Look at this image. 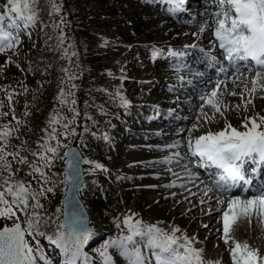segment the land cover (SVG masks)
Segmentation results:
<instances>
[{
  "label": "rangeland",
  "instance_id": "obj_1",
  "mask_svg": "<svg viewBox=\"0 0 264 264\" xmlns=\"http://www.w3.org/2000/svg\"><path fill=\"white\" fill-rule=\"evenodd\" d=\"M40 1L33 7H37ZM49 1L55 3L59 11H66L76 19H79L77 7L85 8L84 12L79 11L80 15L84 17L85 27L95 36L83 37L77 33L70 40V48L76 53L79 75L69 79L71 85L68 88L59 78V62L65 50L63 37L58 34L57 24L51 18H45L41 23L40 32L36 31L40 24L37 13L34 24L25 28L21 22L19 29H10L13 35L18 36L16 46L0 52V102L7 99L13 79L21 82L16 86L20 89L18 93H9L13 98L7 106L0 107V129L7 125L13 130L6 151L19 153L15 159L7 157L12 172L0 170V184L11 175L12 183L23 182L36 190L42 187L53 189L41 196L47 197L45 201L39 197L42 208L29 207V216L33 211L39 215L37 231L26 237L29 243L34 248L38 246L50 264H65L64 249L53 241L65 233L69 247L73 243L71 233L60 227L63 224L62 198L66 191L62 157L71 144L77 143L84 161H91L83 163L84 183L79 196L89 213L92 227L81 248L87 259L82 256L77 264H104L101 252L105 246L129 234L123 223L127 216H133L134 221H142L146 226H158L165 232L179 228L181 232L177 235L186 234L192 238L195 248L203 249L204 262H228L229 245L223 242L222 234L212 237L213 227L205 231L204 218L193 211L198 206L179 197L182 177L189 181L192 176L185 167L187 160L184 164L175 162L177 158H183V161L189 158L187 146L184 149L179 145L181 138L187 144L189 132L195 138L208 131H219L227 122L243 131L245 117L264 116V92L249 95L242 83L245 79L250 81L254 74L245 72L236 83L232 81L235 77L219 84L215 79L207 82L215 84L211 89L220 85L218 97L223 101L222 117L207 104L206 99H202L207 95L203 89L205 84L191 81L208 75L209 67L201 68L203 63H200L201 71L197 75L192 70L182 72L183 68L194 65L202 57L200 51L207 48L206 45H210L209 58L217 56L213 51L214 19L209 17V11L215 10V4L212 0H183L178 10L177 5L163 6L160 0H131L126 6L121 1L120 6H113L110 15L115 18L112 22L104 23L98 20V0ZM109 2L112 4V0ZM5 4L6 0H0V13L5 11ZM93 13L96 17H92ZM200 14L208 16L196 22ZM202 27L205 28V39L195 45L197 40L193 38ZM88 57L94 61V70L98 71L94 79L89 74L91 59ZM196 84L200 87H194ZM248 86L251 87L250 82ZM62 90L71 93L65 96L66 103L60 102ZM233 91L243 92L244 97H230L227 92ZM14 100H18V104L13 103ZM246 100L252 101L247 109L243 106ZM236 105L240 108L237 109ZM62 109H66L68 114L65 115L69 117L78 115L81 122L78 128H68L74 131V135L69 132L65 136L63 133L67 130L60 127L62 147L57 156L47 154L52 157L51 166L44 171L50 180L44 184L38 174L29 175L32 172L30 165L43 166L39 156L33 155L43 151L42 144L56 145V140L48 137L52 127L58 123L52 125L50 122L53 116H60ZM157 111H160L159 118ZM119 112L123 114V120L118 118ZM182 117L190 120L189 123L173 127ZM194 125L197 130L193 129ZM168 135L178 137L166 138ZM0 147H4L3 142H0ZM20 157H25L28 163H20ZM97 164L102 168H97ZM189 166L193 167L190 163ZM96 201H101V204L97 205ZM33 203L35 201H30V205ZM18 215L22 225L26 226L25 214ZM213 216L222 227V211L213 213ZM12 223L11 220L0 219V228ZM245 224L248 231L233 228L231 235L238 241H247L264 255V224L261 223L260 228L249 222ZM106 251L114 264H127L115 246L108 247ZM37 264H45V260L38 259Z\"/></svg>",
  "mask_w": 264,
  "mask_h": 264
},
{
  "label": "snow or ice",
  "instance_id": "obj_2",
  "mask_svg": "<svg viewBox=\"0 0 264 264\" xmlns=\"http://www.w3.org/2000/svg\"><path fill=\"white\" fill-rule=\"evenodd\" d=\"M37 2L38 0H6L5 11L0 13V52L11 50L16 46L18 36L13 35L10 29H19L21 22L25 28L35 23L37 16L33 5ZM164 2L181 4L183 0H164ZM212 2L215 4V10L211 12V16L214 19V36L218 41L219 49L223 50L225 58L233 65L240 61H251L255 65L254 75L250 81L247 79L242 81L244 89L249 95L258 91L264 92V0H212ZM6 20L8 21L7 25L5 24ZM204 30L205 28L202 27L201 31ZM153 54L156 55L155 52ZM72 55H76V53H72ZM237 73L233 83L243 76V73L239 72V67H237ZM69 79H73V77L69 76ZM219 88L220 85H217L209 90V93L202 99H206L207 104L223 117L224 112L221 110L223 101L218 97ZM229 94L244 97L243 92L238 94L233 91ZM66 95H71V93H65L62 90L61 103L67 102ZM8 99L11 101V95L8 96ZM251 102V100H246L244 108L247 109ZM0 107H3V102H0ZM236 108L239 109L240 105H236ZM2 114L7 115L8 113ZM55 123H59L57 116H53L50 122L52 125ZM64 128L67 130L63 133L65 136L69 132L75 134L74 131L68 129L67 124L64 125ZM242 128L243 131L227 122L221 130L208 131L195 138L189 132L187 148L192 156L200 158L201 166H207L210 163L225 171L226 176H222L220 181H217L218 187L224 191H228V189L223 187V181L245 180L244 163L246 160L264 164V116L245 117ZM193 129L197 130V126L194 125ZM12 131L7 125L0 129V142L4 144V147H0V170H7L9 173L12 172V167L7 157L12 156L15 159L19 156V153L6 151L8 138ZM48 139L56 140V145L42 144L43 151L33 153L34 156H39L43 166L38 167L36 164H32L30 165L32 172L29 173V175L38 174L39 180H42L44 184L50 180L44 171V168L51 166L52 157L47 154L51 153L53 156H57L62 147L57 138L55 127H52ZM65 157L67 170L64 173L63 183L68 186V191L71 193V199L67 202L71 206L75 200V194L81 188L80 164L81 162L91 163V161H82L80 154L71 150L66 152L62 159ZM19 162L28 163L25 157H20ZM96 167L102 168V165L97 164ZM252 171L255 173L259 170L253 168ZM52 190V188L45 189L43 187L36 190L23 182L12 183L11 175L0 184V219L13 221L11 226L5 224L0 228V264H37L38 259L45 260V264H50L40 252L39 247L34 248L26 237L37 231L39 223L38 213L33 211L30 216L28 215L29 207L42 208L43 205L40 203L39 197ZM207 191L211 192L212 189L209 188ZM30 201H35V203L30 205ZM201 203H205V201L201 200ZM218 204L223 209L222 239L226 245H229L228 251L232 264H264V255L260 254L259 249L251 247L247 241H238L231 235L233 226L241 218L250 222L255 216L264 224V193L243 199L235 196L228 199L227 202L218 200ZM18 213H23L27 217L24 222L26 226L20 222ZM123 223L129 234L110 241L105 246V250L101 252L104 264H114L106 251L110 246L119 249L127 264H204L202 250L195 248L192 238L186 234L177 235L181 232L179 228L165 232L158 226H146L142 221H134L133 216H127ZM80 224V217L74 212H69L67 219L60 227L67 226L71 229L72 246L69 247L65 233H61L59 238L53 241L64 249L65 264H77V260L84 256L81 248L88 240L90 233L83 230ZM38 234L43 235V233ZM84 259L86 260L87 257L84 256Z\"/></svg>",
  "mask_w": 264,
  "mask_h": 264
},
{
  "label": "bare ground",
  "instance_id": "obj_3",
  "mask_svg": "<svg viewBox=\"0 0 264 264\" xmlns=\"http://www.w3.org/2000/svg\"><path fill=\"white\" fill-rule=\"evenodd\" d=\"M214 11L213 10H210V15L209 17H211V12ZM205 16H208L206 14L204 15H199L198 18L196 19V22L197 21H201L202 19L205 18ZM211 22V20H210ZM183 28V27H182ZM200 29V28H199ZM184 30V29H183ZM176 33V32H175ZM202 33V34H201ZM181 35V34H180ZM205 31L204 32H201L200 30L197 31V37L196 38H193L194 40H197L195 45L197 44H200V42H202L205 38ZM213 39H214V36H213ZM217 43L218 41L215 40ZM212 48V47H211ZM219 50V53L220 54H224L223 53V50L221 49H218ZM200 63H203V64H208V65H211L212 67H215L219 62L218 61H215L214 60H209L207 57H202L201 59H199L194 65L190 66V67H187L186 69H183L182 72L185 73V71H189V70H192L195 74L197 73V68L200 70V67H198V65ZM196 71V72H195ZM244 76V75H243ZM252 76V75H251ZM230 77V76H229ZM190 78V77H189ZM212 79V75H206L204 78L202 79H198V81H201V83H204L205 84V88H203L205 90V93L207 92L208 94V91L209 89H211V87L215 84L211 83L212 85H209L207 84V82L209 80ZM229 78H226L224 79L222 82H224L225 80H227ZM234 79V78H233ZM249 79V78H248ZM197 80V79H196ZM195 80V81H196ZM233 81V80H232ZM220 82V83H222ZM186 83V82H185ZM195 83V82H193ZM199 83V82H198ZM230 83V82H229ZM236 83V82H235ZM238 83V82H237ZM219 84V83H218ZM224 84V83H223ZM226 85V84H225ZM228 85V83H227ZM217 86V85H216ZM215 86V87H216ZM222 86V85H221ZM224 86V85H223ZM222 86V87H223ZM231 86V85H230ZM194 87H200L199 85L196 84V86ZM214 87V86H213ZM237 87V86H236ZM241 87V86H240ZM226 88V87H225ZM231 89H232V86H231ZM237 89V88H236ZM200 90V89H199ZM202 90V88H201ZM221 90V89H220ZM225 91V90H224ZM230 91V90H228ZM235 92V91H234ZM220 93V92H219ZM218 93V95H219ZM228 95L230 96V92H227ZM226 93V94H227ZM225 94V95H226ZM232 96V95H231ZM230 96V97H231ZM228 97V96H227ZM224 99V98H223ZM232 99V98H231ZM228 101V100H227ZM188 102V101H187ZM231 102V101H230ZM185 104V103H184ZM200 104V103H199ZM199 106V105H198ZM184 108V106H183ZM187 111V109H186ZM233 118V117H232ZM190 120H185L183 117L177 121L176 123H174L172 126H180L182 124H187L189 123ZM213 122V121H212ZM226 122V121H225ZM220 124V123H219ZM233 125V124H232ZM234 126V125H233ZM192 128V127H191ZM190 128V129H191ZM189 128H187L188 130ZM185 132V131H184ZM193 132V131H192ZM176 135V134H175ZM179 135V134H177ZM180 136V135H179ZM166 138H172L174 139L175 137L177 138L178 136H171V135H168V136H165ZM181 138V137H180ZM182 140H180L181 142L179 143V145H181L183 148L185 146H187L185 140L183 138H181ZM173 144V143H172ZM185 149V148H184ZM190 154V153H189ZM191 155V154H190ZM192 158V156H190V158H188V162L190 161V159ZM183 159V158H182ZM180 158H177V160L175 161L177 164L181 163V164H184V162H186V160H182ZM164 165V164H163ZM175 167V166H174ZM185 167L187 168L188 170V173L189 175L192 176V179L189 180V181H186V180H183V177H182V182H181V186H180V190H179V197L182 198V200L184 202H190L192 204H196V206H198V208L196 210L193 209V211L198 214L199 216L202 217L205 225H207V227H205V231L208 230L210 227L212 229V237L214 236L215 238L218 237L219 234H222V227L219 225V223H217L216 221H214V216H213V213H217V212H221L223 209L221 208V206L218 204V200H224L225 202H227L228 199L232 198V197H235L237 196V192H239V197H242L243 198H246L245 195L241 194L240 191H239V186L235 185L231 188L228 189V191H224L223 189H221L220 187L217 186V183L216 184H211V180H209V178L206 180L205 179H202L200 177L199 174L195 173L193 168L191 166H189V163H187L185 165ZM177 169V168H176ZM181 170V169H180ZM205 173L209 176H212V177H216L211 170H208V169H204ZM203 173V174H205ZM181 174V173H180ZM202 174V173H200ZM203 177V176H202ZM212 179V178H210ZM211 188L212 191L211 192H208L207 190ZM253 191H256L258 192L257 195H260L261 193H264V188H259L257 190H253ZM207 192V195H205V193ZM250 193V192H248ZM164 196V195H163ZM201 200H204L205 203H201ZM181 203V202H180ZM184 204V203H183ZM181 205V204H180ZM185 206V205H184ZM191 208V207H190ZM210 213V214H209ZM192 215V214H191ZM91 216V215H90ZM216 218V217H215ZM199 220V219H198ZM222 220V219H220ZM202 222V221H201ZM221 222V221H220ZM249 222V220L247 219H244V218H241L240 220H238V222L233 226V228L235 229H239V230H245V231H248L246 229L247 225L245 223ZM251 223L253 226H256L257 228H260L261 226V221L259 219H257L255 216H253V218L251 219V221L249 222ZM213 225V226H212ZM201 226V225H200ZM249 227V226H248ZM264 230V229H263ZM205 233V232H204ZM232 234V233H231ZM199 235V234H198ZM203 235V234H202ZM210 235V234H209ZM201 236V235H200ZM263 239V238H262ZM211 241V240H210ZM256 243V242H255ZM210 247V246H209ZM222 247V246H221ZM229 249V248H228ZM203 250V249H202ZM210 253V252H209ZM217 254V253H216ZM221 256V255H220ZM227 256H228V262H226L225 264H232V261H231V257H230V252L228 251L227 253ZM216 258V257H215ZM211 261V260H210ZM216 263V261H214ZM219 262V261H218ZM213 263V264H215ZM204 264H208L206 262H204Z\"/></svg>",
  "mask_w": 264,
  "mask_h": 264
},
{
  "label": "trees",
  "instance_id": "obj_4",
  "mask_svg": "<svg viewBox=\"0 0 264 264\" xmlns=\"http://www.w3.org/2000/svg\"><path fill=\"white\" fill-rule=\"evenodd\" d=\"M109 1L110 0H98L99 9H97V12L99 13L98 20L100 22L104 21V23H106V22L111 23L112 20L115 18L113 15H110L111 11H113V9H114L113 6L114 5L120 6L122 4L121 1H123L125 3L124 6H126L128 1H130V0H112V4H110ZM57 7L58 6L55 3H53L49 0L40 1V4L34 8L35 12L37 13V15L39 17L38 21L40 22L39 27H37L36 31L40 32L41 23L44 22L45 18H48V19L51 18V20L57 24L58 34L59 35L61 34V36L63 37V47L65 48V50L62 53V60L59 62V68H60L59 78L62 81V83H64V86L66 88H68V86L71 85V81H69V76H72V77L76 76L78 78V75H79L78 68H77L76 55H72V53H75V52L73 51V48L72 49L70 48V45L72 43L70 40L77 33L83 35V37L95 36V34L90 32V30L85 27V23H83L84 17L80 15L79 11L84 12L85 8H79V6L77 7L78 12L76 15L79 14V19H78V17L76 19L74 15L70 16L66 11H64V12H63V10L59 11L60 9ZM66 8H67V3H66ZM86 15H88V14H86ZM92 17H96V14L93 13ZM66 53H67V55H66ZM88 58H90V57H88ZM93 63H94V61L91 59V61H89V67H88L89 74H90V77L92 79L96 78V72H98V71L94 70ZM65 70H67V71H65ZM13 80H14L13 84L10 85V88L7 91L8 96H9V93L15 94V93H18V91L20 90V89L16 88V86L18 87V85L21 84V82H19V79H13ZM77 82H78V80H77ZM12 98H13V96L11 97V99ZM8 101H9L8 97L6 100H2L3 105L7 106ZM13 103L18 104V100H16V101L14 100ZM110 105H111V103H109V106ZM113 109L116 111L115 106ZM119 113H118V116L122 115ZM65 114H68L66 109H62L61 114L58 117V120H60V121L55 126V128L57 130V138L58 139H59L61 126H64L65 124L68 125V128H70V127H77L78 128L80 126L81 121L79 120L78 115L75 118H73V117H69L70 115L67 116ZM62 164H63V161H62ZM41 199H43V201H45L47 199V197H44V198L41 197ZM98 203L101 204V201H96L97 205H98Z\"/></svg>",
  "mask_w": 264,
  "mask_h": 264
},
{
  "label": "water",
  "instance_id": "obj_5",
  "mask_svg": "<svg viewBox=\"0 0 264 264\" xmlns=\"http://www.w3.org/2000/svg\"><path fill=\"white\" fill-rule=\"evenodd\" d=\"M74 151V152H78L81 156V160L83 161V155L77 145V143L72 144L66 152L69 151ZM66 159V157H65ZM82 163L80 164V173H81V187L83 185L84 182V170H83V166ZM67 170V166L65 164V160H64V169L63 172L65 173V171ZM81 189V188H80ZM79 189V191H80ZM79 191L75 194V200L73 202V204L70 206L67 202L69 199H71V193L68 191V186L66 185V192H68V195H65L62 199V223L64 224L65 220L67 219V214L69 212H74L77 214V216L80 217L81 220V224L80 227L87 231L88 233L91 231V226H90V220H89V215L88 212L83 204V201L81 200L80 196H79ZM67 228V230L69 232H71V229L67 226H65Z\"/></svg>",
  "mask_w": 264,
  "mask_h": 264
}]
</instances>
